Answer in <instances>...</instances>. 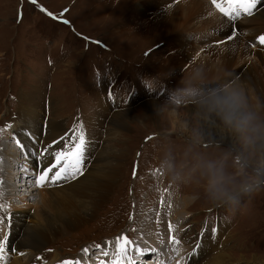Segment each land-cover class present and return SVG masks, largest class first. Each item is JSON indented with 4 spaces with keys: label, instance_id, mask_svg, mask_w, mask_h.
<instances>
[{
    "label": "rangeland",
    "instance_id": "374dc122",
    "mask_svg": "<svg viewBox=\"0 0 264 264\" xmlns=\"http://www.w3.org/2000/svg\"><path fill=\"white\" fill-rule=\"evenodd\" d=\"M137 8L130 0H36L35 3L0 0V160L4 159L0 161L1 186L9 185L11 176L15 175L12 202L15 208H22L23 201L14 195L27 189L23 185L34 187L28 179L34 181L36 165L30 160L28 173L24 172L23 159L27 157L16 145L18 134L5 132L4 128L9 121L14 124L20 120V107L33 102L40 109L44 103L42 119L39 118L42 127L36 123L40 113L35 112L36 117L32 114L31 120H26L28 128L18 130L22 140L33 144L32 136L37 131L36 141L41 144L39 139L45 136L43 128L48 123L55 132L61 130L62 145V138L73 125H82L89 134L87 138L84 131L88 147L83 174L54 184L48 190L82 178L104 147L109 149L114 167L119 155L124 156L125 165L103 204L92 211L94 217L87 222L82 220L63 235H47L53 241L38 253L44 256L43 264L51 262L57 252L65 264L66 261L85 264L82 259H68L84 255L91 264H112L117 260L119 264H162L168 259V248L157 247L159 251L152 248L157 243L150 236L154 232L150 230L153 224L149 231H144L151 240L140 231L144 220L150 218L152 223L155 220L154 225L162 226L164 234L163 224L171 216L173 200L178 219L172 239L177 250L175 258L181 260L179 264H184L185 255L189 261L195 259L192 252L187 254L188 249L194 251L197 244L202 247L206 238L209 243L224 242L223 251L231 255L230 264H264L262 134L239 126L241 117L248 113L242 109V116L234 121L238 128L231 147L215 139L206 128L205 117L188 115L186 106L222 93L225 86L204 82L195 74L174 68L169 36L162 30L149 29L146 20H139ZM248 46L253 49L250 42ZM189 82L199 91L198 97L185 93ZM148 101L170 107V114L175 108L182 113L179 119L171 115V121L154 119L141 107ZM127 110L133 114L134 121H125L120 133L109 135V139L111 118ZM251 123L259 126L255 119ZM33 124L36 131L32 130ZM175 125H178L176 131L171 132ZM12 144L17 150L8 160ZM22 144L30 157L37 155ZM115 151L119 153L116 161ZM209 165L217 170L216 176L210 173ZM214 191H227L234 198L213 197ZM185 197L189 198V205L182 211ZM187 211L189 214L185 215ZM29 213L25 210V215H31L32 211ZM2 216L7 218L5 213ZM3 225L0 219V239L6 236ZM180 235H184L183 241L186 237L187 246L181 243ZM121 237L130 243L122 242L125 254L118 257L117 240ZM107 244L113 248H107ZM210 253L205 252L195 263L206 264ZM172 258L168 262L175 260ZM36 259L32 257L29 263L38 264Z\"/></svg>",
    "mask_w": 264,
    "mask_h": 264
},
{
    "label": "bare ground",
    "instance_id": "6f19581e",
    "mask_svg": "<svg viewBox=\"0 0 264 264\" xmlns=\"http://www.w3.org/2000/svg\"><path fill=\"white\" fill-rule=\"evenodd\" d=\"M130 1L138 5L139 8L136 9V12L139 14V20H146L149 29L154 28L155 30H162L169 36L173 55L172 66L174 68L184 69L191 75L195 74L204 82L213 81L225 86V90L222 93L209 97L203 102L196 104L192 103L193 105L190 104L186 106L188 115H193L192 113H194L196 115L195 117H198V119H200V116H202V119L205 117V124H207L206 128L213 133L215 139L226 145H231L232 147L234 132H236V129L238 128V124H234V121L240 119L242 116L241 111L243 109L246 113L248 112L247 115H251L259 125H256L255 127L257 133L262 134V136L260 135V139L264 143V45L258 41V37L264 36V4L261 5L262 0L258 2L252 15H240L231 20L228 17L223 16L212 5L211 0ZM233 20L237 21L232 22ZM229 37H231V39H229ZM213 42H216V44L213 45ZM248 42L253 45V49L248 46ZM233 90L239 94V105L235 108H222L221 101H223ZM37 106L38 104L30 102L28 103V106L20 107V120L14 122V124H12L13 121L11 120L6 123L4 128L5 132L6 130L9 132L16 131L18 134L16 135V142L19 141V144L17 143L16 145L19 147L18 150L21 151V153H24L27 157L23 159L26 161V164L23 165L25 173H28L30 160L34 165H37V155L35 157H30L27 151L24 150L22 143L25 144L26 149L29 151L33 149L37 154L44 152V156L41 159L45 163L51 158V153L53 151L59 150L63 146L60 138L61 130L55 132L51 129L54 126H51L50 123H48L47 127L43 128L45 136H40L39 140L42 145L36 141L38 132L35 130L34 125L39 123L42 127L43 123L39 118L42 116L41 109L45 107L44 103L40 109H36ZM141 107L154 119L165 118L167 121L172 120L171 115H175V119H179L182 113L181 110L175 108L173 114H170L168 113L170 107L155 101H148ZM25 111L26 114H24ZM35 112L40 113V115L37 117L39 121L32 125L34 128L32 130H35L36 132L34 134L35 136H32L33 144H31L26 139L22 140V133L18 130L21 129L22 131H25L28 128L29 124L26 123V120H31L33 117L32 114L36 117L37 115ZM40 119H42V117ZM128 119L131 122L134 121L133 114L128 110L115 114L114 117L111 118L110 130L107 137L109 135L119 134L123 123ZM226 120L230 122H226ZM29 122L31 123V121ZM9 125L11 127H8ZM12 125H15L13 129ZM176 126L178 125H175V129L171 132L176 131ZM255 136L256 135L254 134V137ZM108 138H106V140ZM54 141H58V143H53ZM14 146L15 145L12 144L13 149L9 151V154L10 152L11 154L7 156L9 157L8 160L11 159L12 154L17 150V147ZM118 155L119 153L116 152L114 155L115 161ZM119 157L120 159L118 158L117 160V167H114L109 149L106 147L101 148L88 172L78 181L62 188H52L49 190L48 187L36 188L34 181L28 179L30 184H33L34 187L31 188L29 185H23L27 189L20 191H23L24 193L22 194L19 191L18 195V191L16 190L17 195H14L16 199L23 201L22 208H15L12 202V200H14L12 192L14 191L13 187L15 186V183H13L15 175L14 177L11 176V183L7 186H1L0 182V219L4 222L3 227L5 228V235L7 236L4 258L0 261V264H8V261H10V264H28L32 257L37 258L35 262L38 261V264H43L41 261L44 259V256L39 255L38 253L53 241L50 236L49 238L47 237L48 234L63 235L65 232L78 226L77 224L82 220L87 222L94 217L92 211L94 209L97 210L98 207L103 204L105 201L104 198L111 192L112 186L115 184L121 167L125 165L124 156L122 157L119 155ZM4 158H6L5 154ZM3 160L0 161L3 162ZM2 169H4V167H2ZM5 170L8 172L7 168ZM1 172L2 170H0V173ZM16 177H18L16 179H20L19 175ZM168 193H170V191ZM168 199L169 198H167V200ZM188 199V197L183 199L181 210L183 207L186 209L189 205ZM147 201L149 204L150 200L148 198ZM171 202L173 203L171 216L164 221L163 224V228L166 231L164 234L161 229L162 226L154 225L156 223L155 220L152 223L151 220H149L150 218L144 220L145 225H142V230L140 231L142 236L145 234L148 239L151 240V236L154 241L156 240L157 243H154L155 247L152 246L155 250L159 251L158 248L160 247L164 250L168 248V252L166 253L168 259L172 257L175 258V253L177 252L174 240H170V238L174 236L173 228L176 226L175 222L177 221L175 220L178 219V210L175 206L176 201L173 200ZM30 203L32 204L30 205ZM164 209L161 210L164 211ZM25 210H29L30 213L32 211V214L25 215ZM2 213L7 215L6 219L2 216ZM184 214L187 215L189 213L187 211ZM141 218L143 219V217ZM151 224L153 225L150 230L154 232L148 236L149 234H146L144 231H149L148 228H150ZM219 230L220 229H218V231ZM220 235L223 236L224 233H220ZM183 237L184 235H180V241L183 245L187 246V239L185 237V241H183ZM201 241L202 240H200L199 243ZM221 243L223 244L224 242L222 241ZM14 244L18 246V249ZM109 244L106 245L109 246L107 248H113ZM222 244H220L219 241L216 243H209L206 238L202 241V247H199L197 244L194 247V251H192L193 249H188L189 252H187V254L192 252L193 257L197 260L203 256L205 252L209 251L212 255L206 264H230L231 255L223 251L224 244ZM85 250L88 251L87 248H85ZM57 253H55L52 261L49 263L47 262V264H59L62 262V259H60L59 256L60 254L58 255ZM85 258L86 255H84L83 258H79L78 256L74 259H68L70 261L82 259L83 263L91 264L86 262L88 258ZM168 259H165L163 263H167ZM195 259L189 261L188 256L185 255L183 263L196 264ZM198 261L199 260H197V262ZM180 262L181 260L179 261V259L175 258L172 263L168 262V264H179ZM62 264H65V262H62Z\"/></svg>",
    "mask_w": 264,
    "mask_h": 264
},
{
    "label": "snow or ice",
    "instance_id": "6c2138e0",
    "mask_svg": "<svg viewBox=\"0 0 264 264\" xmlns=\"http://www.w3.org/2000/svg\"><path fill=\"white\" fill-rule=\"evenodd\" d=\"M31 2L35 3L36 0H31ZM211 2L223 16L231 20L240 15H252L259 0H219V2L218 0H211ZM40 10L42 12L45 11L43 8ZM48 14L51 15V13ZM63 22L67 23V21ZM258 41L264 44V36L258 37ZM8 127L11 126L9 125ZM62 139H64L63 146L59 150L53 151L51 158L46 163L41 159L44 156V152L37 154L36 174L34 176L36 188L50 187L62 181L74 180L77 176L83 174V163L88 141L82 125H73L70 132ZM17 143L19 144V141ZM53 143H58V141H54ZM6 240L7 236L4 239H0V261L4 258ZM122 242L124 244L130 243L123 237L117 240L118 257L125 254V250L121 247ZM112 264H119V260L113 261Z\"/></svg>",
    "mask_w": 264,
    "mask_h": 264
},
{
    "label": "clouds",
    "instance_id": "9594fccd",
    "mask_svg": "<svg viewBox=\"0 0 264 264\" xmlns=\"http://www.w3.org/2000/svg\"><path fill=\"white\" fill-rule=\"evenodd\" d=\"M184 91L188 96L192 98H196L200 95L199 91L195 87L191 86V82H189V86L185 88ZM238 105H239V94L234 90L231 91L224 98L223 101H221L222 108H235ZM253 119L254 118L251 115H245L241 117L239 126L246 128L247 131L249 132H256L257 131L256 127L251 123ZM226 122H230V121L226 120ZM209 171L213 176L217 175V170H215L211 165H209ZM212 195L213 197H220L224 199L234 198L233 194L228 193L227 191H214Z\"/></svg>",
    "mask_w": 264,
    "mask_h": 264
},
{
    "label": "built area",
    "instance_id": "2783aa9c",
    "mask_svg": "<svg viewBox=\"0 0 264 264\" xmlns=\"http://www.w3.org/2000/svg\"><path fill=\"white\" fill-rule=\"evenodd\" d=\"M178 243H180L179 241H178ZM180 245H181V243H180ZM182 247V246H181ZM178 249V248H177Z\"/></svg>",
    "mask_w": 264,
    "mask_h": 264
}]
</instances>
